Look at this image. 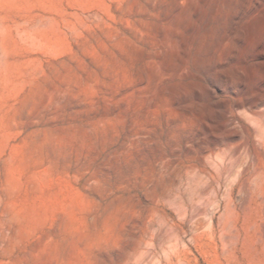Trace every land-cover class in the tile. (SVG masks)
I'll return each instance as SVG.
<instances>
[{
	"label": "rangeland",
	"instance_id": "374dc122",
	"mask_svg": "<svg viewBox=\"0 0 264 264\" xmlns=\"http://www.w3.org/2000/svg\"><path fill=\"white\" fill-rule=\"evenodd\" d=\"M0 264H264V0H0Z\"/></svg>",
	"mask_w": 264,
	"mask_h": 264
}]
</instances>
